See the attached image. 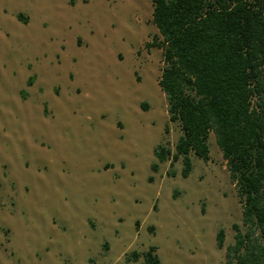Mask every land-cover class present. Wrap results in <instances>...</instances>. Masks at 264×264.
Masks as SVG:
<instances>
[{"label": "rangeland", "instance_id": "1", "mask_svg": "<svg viewBox=\"0 0 264 264\" xmlns=\"http://www.w3.org/2000/svg\"><path fill=\"white\" fill-rule=\"evenodd\" d=\"M154 40L149 0H0V264H224L243 228L213 136L186 178L152 155L180 134Z\"/></svg>", "mask_w": 264, "mask_h": 264}, {"label": "trees", "instance_id": "2", "mask_svg": "<svg viewBox=\"0 0 264 264\" xmlns=\"http://www.w3.org/2000/svg\"><path fill=\"white\" fill-rule=\"evenodd\" d=\"M149 2L159 36L152 45L161 50L157 85L167 122L180 132L173 152L163 144L152 155L157 163L180 159V175L186 178L190 155L208 161L211 134L243 228L232 224L224 264H264V0ZM150 169L156 171V164ZM215 242L222 247V230ZM129 257L140 259L139 264H160L153 246Z\"/></svg>", "mask_w": 264, "mask_h": 264}]
</instances>
